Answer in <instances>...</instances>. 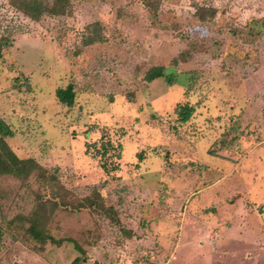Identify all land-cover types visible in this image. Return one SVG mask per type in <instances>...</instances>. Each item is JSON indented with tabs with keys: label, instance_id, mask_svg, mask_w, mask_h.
<instances>
[{
	"label": "rangeland",
	"instance_id": "rangeland-1",
	"mask_svg": "<svg viewBox=\"0 0 264 264\" xmlns=\"http://www.w3.org/2000/svg\"><path fill=\"white\" fill-rule=\"evenodd\" d=\"M71 2V17L34 22L0 0L7 143L58 178H1L0 225L37 203L62 240L40 250L28 224L15 223L1 237L0 264H264V0H160L155 22L140 0ZM202 6L214 16L199 21ZM249 23L262 34L250 35ZM153 64L174 83L145 85ZM189 70L201 76L188 100L200 104L179 125L173 109L185 101ZM70 79L77 103L66 112L53 92ZM104 129L122 147L111 175L85 148ZM94 187L118 225L74 209Z\"/></svg>",
	"mask_w": 264,
	"mask_h": 264
},
{
	"label": "trees",
	"instance_id": "trees-1",
	"mask_svg": "<svg viewBox=\"0 0 264 264\" xmlns=\"http://www.w3.org/2000/svg\"><path fill=\"white\" fill-rule=\"evenodd\" d=\"M144 5L149 17L153 22L158 21L159 16V4L160 0H140ZM10 5L16 9V11L22 13L25 17L29 18L34 22H39L44 17L50 18H62L71 17L73 15V5L71 0H9ZM211 17L214 16V9L210 7H198L196 9L195 15L198 17L199 21L204 20L206 12L210 13ZM254 23H249L247 31L250 35L260 36L262 33L257 30V26L252 25ZM255 37V36H254ZM88 44V43H86ZM10 47V42L6 37H1L0 39V59L2 55ZM187 55L186 51H182L177 56L172 59V66H178V61L183 59ZM189 75L190 86L185 93V101L179 102L174 106L173 115H175V121L179 125L186 124L194 115L195 110L199 106L200 102L192 103L188 100L189 91L192 89V81L199 78L200 72L197 70L184 73ZM162 79L167 85L174 83L173 75L166 74V66L164 64H153L150 65L143 72V81L145 85H149L154 81ZM25 88L31 91L29 81L25 78ZM142 87L144 85H141ZM15 87V86H14ZM146 86H144L145 88ZM139 88V87H138ZM54 99L57 104L61 105L66 112H70L76 106L77 103V93L75 91V86L71 79L65 86H57L53 92ZM131 93L130 96H132ZM126 100L129 99V95H123ZM113 101V97H110L109 102ZM172 127V132L175 130V126ZM121 134L124 131L120 130ZM14 132L12 131L10 125L6 123L3 118H0V179L3 177H10L17 179L19 181L26 182L31 176L35 175V179L41 186H47L53 181H58L57 169H53L52 172H48L42 165L38 163L37 160L32 158H19L11 149L7 143V139L13 138ZM86 154H90L92 159L98 161L99 168L103 171L105 175H111L119 170V162L122 157V147L121 143H117L111 140V136L107 129L101 133L100 137L93 143H85ZM233 143L230 142L228 148H231ZM91 148V150H90ZM93 148V149H92ZM155 148L151 151L155 153ZM146 151L142 150L138 156L139 161L145 156ZM37 204V203H36ZM34 204L32 209L26 214H18L10 220H5L3 226L0 225V240L2 235H4L5 230L10 228L11 225L15 223L28 224L26 228L27 234L35 241L39 249L45 246L47 243L55 246H59L62 243L61 239H55L51 234H49L44 226V223L39 216V213L44 208L43 205ZM57 205V203H55ZM74 209L81 210L87 209L92 214H99L106 217L111 222L119 224L118 216L114 208L110 205H106L104 202V197L100 194V189L94 187L91 192L84 196L79 204L74 205ZM79 258H75L72 264H79Z\"/></svg>",
	"mask_w": 264,
	"mask_h": 264
}]
</instances>
